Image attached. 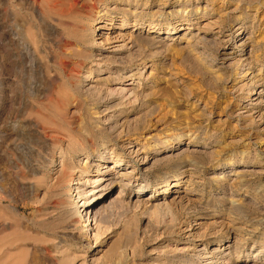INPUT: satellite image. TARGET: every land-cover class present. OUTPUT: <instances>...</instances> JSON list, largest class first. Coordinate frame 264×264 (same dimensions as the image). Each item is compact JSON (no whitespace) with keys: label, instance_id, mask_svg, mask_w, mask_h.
Listing matches in <instances>:
<instances>
[{"label":"rangeland","instance_id":"1","mask_svg":"<svg viewBox=\"0 0 264 264\" xmlns=\"http://www.w3.org/2000/svg\"><path fill=\"white\" fill-rule=\"evenodd\" d=\"M49 2L0 0V264H264V0Z\"/></svg>","mask_w":264,"mask_h":264},{"label":"bare ground","instance_id":"2","mask_svg":"<svg viewBox=\"0 0 264 264\" xmlns=\"http://www.w3.org/2000/svg\"><path fill=\"white\" fill-rule=\"evenodd\" d=\"M79 2H80V0H50V2H49V10L51 9L52 13L54 12V13H56V15L58 14L59 16L70 15V14L76 12V7L77 6H79L81 8H85V6H86L85 3L86 2L85 3H81L80 5H79ZM78 14H80V13H77V15ZM81 18H82V16H81ZM126 22H124V20L122 19L121 25H125ZM151 31H153V29H151ZM120 162H121V159L116 158V159H113L112 163L116 164V163H120ZM112 167H113V165H112ZM103 168L104 169L98 170L100 175H105L106 172H109L111 170V168H107L106 166H104ZM128 172H130V171H128ZM101 181H102V178H95V179H93L92 183H95V184L99 185ZM102 188H103V186L99 187V188H96V191H94V192L98 193L100 190H102ZM99 197H100V195L96 194L95 197H91L90 199H88L86 204L89 205V204H92V203L96 202L97 198H99Z\"/></svg>","mask_w":264,"mask_h":264}]
</instances>
